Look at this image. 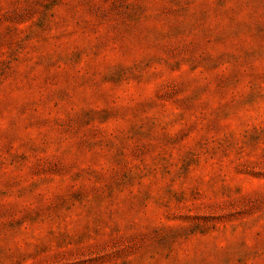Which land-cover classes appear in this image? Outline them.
<instances>
[{
    "label": "rangeland",
    "instance_id": "374dc122",
    "mask_svg": "<svg viewBox=\"0 0 264 264\" xmlns=\"http://www.w3.org/2000/svg\"><path fill=\"white\" fill-rule=\"evenodd\" d=\"M0 264H264V0H0Z\"/></svg>",
    "mask_w": 264,
    "mask_h": 264
}]
</instances>
